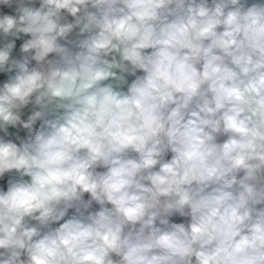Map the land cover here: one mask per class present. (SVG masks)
<instances>
[{
    "label": "clouds",
    "instance_id": "obj_1",
    "mask_svg": "<svg viewBox=\"0 0 264 264\" xmlns=\"http://www.w3.org/2000/svg\"><path fill=\"white\" fill-rule=\"evenodd\" d=\"M0 264H264V0H0Z\"/></svg>",
    "mask_w": 264,
    "mask_h": 264
}]
</instances>
